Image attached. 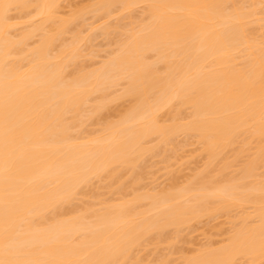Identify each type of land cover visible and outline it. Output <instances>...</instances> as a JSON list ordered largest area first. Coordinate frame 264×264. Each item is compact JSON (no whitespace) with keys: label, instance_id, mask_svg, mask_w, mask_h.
<instances>
[{"label":"bare ground","instance_id":"6f19581e","mask_svg":"<svg viewBox=\"0 0 264 264\" xmlns=\"http://www.w3.org/2000/svg\"><path fill=\"white\" fill-rule=\"evenodd\" d=\"M3 2L12 7L7 20L0 10V264L137 263L136 251L163 244L169 229L166 247L177 252L173 243L203 222L208 241L177 264H261L264 1ZM94 31L116 48L88 69ZM87 122L98 127L86 131ZM168 152L179 167L165 166V184L73 209L94 180L124 188L125 174L144 172L147 156L167 164ZM190 164L198 169L182 174Z\"/></svg>","mask_w":264,"mask_h":264},{"label":"rangeland","instance_id":"374dc122","mask_svg":"<svg viewBox=\"0 0 264 264\" xmlns=\"http://www.w3.org/2000/svg\"><path fill=\"white\" fill-rule=\"evenodd\" d=\"M77 1H80V0H77ZM263 1H264V0H263ZM263 4H264V3H263ZM140 7H141V6L137 7V8L135 9V11H132L130 16H133V18H134V17H135V18H140V17H142V14H143V13L140 14V11L142 10V8H140ZM263 7H264V6H262V9H263ZM139 9H141V10H139ZM66 10H67V9H66ZM66 10H64V11H66ZM136 10H137V11H136ZM134 12H135V13H134ZM141 12H142V11H141ZM263 13H264V11H263ZM138 14H140V15H138ZM263 15H264V14H263ZM263 15H262V16H263ZM116 16H117V15H116ZM139 16H140V17H139ZM87 17H88V16H86V18H87ZM260 17H261V15H260ZM117 18H118V17H117ZM133 18L131 19V21L133 20ZM135 18H134V19H135ZM263 18H264V16H263ZM111 20H112V19H111ZM111 20H110V22H114V20H115V22L117 21L116 18H115L113 21H111ZM90 21H91V19L89 20V18H88L87 23H89ZM124 21H127V22H124ZM124 21L122 22L123 24H124V23L127 24L128 22H130L129 19H126V18H125ZM110 22H109V24H110ZM115 22H114V23H115ZM96 23H97V22H96ZM99 23H100V21H99L97 24H99ZM114 23H113V26L111 25L113 28H114L116 25H120L119 22H118L117 24H115V25H114ZM120 23H121V22H120ZM97 24H96V25H97ZM73 25H74V24H73ZM73 25H71V29H70V31H72V29L74 30L75 27L78 26L77 23H75L76 26H75V25L73 26ZM261 25L263 26L264 24H261ZM72 27H73V28H72ZM78 28L80 29L81 27H78ZM78 28H76V29H78ZM125 28H126V27H125ZM262 28H264V27H262ZM262 28H261V29H262ZM85 29H86V28H85ZM259 29H260V28H259ZM259 29H256V33L259 32ZM261 29H260V30H261ZM81 30L84 31V33L87 32V29H86V31L83 30V28H82ZM97 30H98V29H97ZM263 30H264V29H262L260 32H261V34L264 35V31H263ZM98 31H99V30H98ZM98 31H97V33H96V31H94L96 36H93V37H94L93 39L95 40V42H94V40L92 39V42H91V43H92L93 45H92L90 42H89V43H90V47H89V43H88V45H87V47L90 49V50H87V52H88L89 54H90V51L93 52V54H91V56L93 55V57L90 56V58H89V57H84V58L81 59L82 62H84V63H89V62H90V63H89L90 65H89V64H85L86 66H85L84 63H83V66H85V68H88V69H89V67H90V68L95 67L96 64L100 63L101 60H102L103 58L105 59L106 56H108L113 50H115L114 48H116V47L114 46V45H115V44H114L115 41H112V42H111L112 38L114 39L115 37L109 36V37H110V39H109V37H108V38H107V37L105 38V37L103 36V37H104V38H103V37H102V34H101V36L99 35V34H100V33H99L100 31H99V32H98ZM262 31H263V32H262ZM14 33H15V32H14ZM16 33H17V31H16ZM68 33H69V32H68ZM70 34H71V32H70ZM70 34H69V35L66 34L67 36L65 35V38H66V39H67V38L69 39V38H70ZM97 34H98V35H97ZM115 34H116V33H115ZM115 34H112V35H115ZM257 34H260V33H257ZM257 34H256V35H257ZM261 34H260V35H257V36L262 37ZM116 35H117V34H116ZM97 36H98V37H97ZM99 36L101 37V39H100ZM118 36H119V33H118ZM118 36H117V37H118ZM120 36H121V35H120ZM120 36H119L117 39H119ZM95 37H96V39H95ZM111 37H112V38H111ZM98 38H99L100 40H99ZM97 39H98V40H97ZM108 39H109V40H108ZM104 40H105V41H104ZM107 40H108V41H107ZM116 41H117V40H116ZM93 42H94V43H93ZM96 42H97V43H96ZM102 42H103V43H102ZM30 43H31V42H30ZM95 43H96V44H95ZM104 43H105V44H104ZM111 43H112V44H111ZM108 44H109V45H108ZM111 45L114 46V47L112 48ZM94 46H95V47H94ZM100 47H101V48H100ZM109 47H110V48H109ZM102 48H104V49H102ZM107 49H109V51H108ZM111 49H112V50H111ZM85 51H86V50H85ZM98 51H99V52H98ZM102 51H103V52H102ZM101 52H102V53H101ZM106 52H107V53H106ZM100 53H101V56L98 55V54H100ZM85 54H86V53H85ZM88 56H89V55H88ZM86 61H87V62H86ZM92 64H93V65H92ZM91 66H92V67H91ZM72 71H73L72 67H71V69H67V73H71ZM119 88H120V87H119ZM119 88L116 87L117 90H119ZM116 89H113V90H116ZM113 90H111V91H113ZM111 91H110V92H111ZM114 92H115V91H114ZM112 93H113V92H112ZM94 98H97V97H96V94L94 95ZM85 126H86V125H85ZM87 126H90V127L92 126V127H91V128H90V127H84V129L86 128V129H85L86 131H87V130H89V131H90V130H91V131H92V130H96V127H98V125H97L96 127H94L95 125H92V123H90V122H87ZM93 127H94L95 129H94ZM75 133H76V132H75ZM179 142H181V139L179 140ZM192 147H193V148H192ZM192 147H188L189 149L186 148V149L184 150L183 153L180 151L179 154H180V153H181V154H180V156H178V157L180 158V157H184V156L189 155V152L192 151V150L195 148V146H192ZM190 148H191L192 150H191ZM189 150H190V151H189ZM228 152L232 154V152H230V151H228ZM228 152H227V153H228ZM229 153H228V154H229ZM179 154H178V155H179ZM231 154H230L229 156L227 155L228 159H229V157L231 156ZM232 156H233V155H232ZM232 156H231L230 158H233ZM151 157H152V156H147V157H146V158L150 161L151 164H150L149 162H146L145 164H143V165H144L143 167H145V168H144V172H143V169L141 170L142 172H141V171H138V173H137V171H136V174H137V175H139V173H140V175H139V176H141L140 178H142V175H144V176H143L144 178H142L143 181H142L141 179H139L140 182H139V181L137 182L136 179H138L139 176H137L136 174H134V177L137 176V178H136L135 180H132V179H134V177H133L132 174H131V175L129 174L127 177H126V174H125V176H124V180H125V181H124V180H121V179H123V177L120 179L121 181L119 180L122 184L124 183L123 185H125L124 188H123V186H122L123 190H122V188L118 189V185H117V187H116V184H118V183L115 184V182H112V184H113L114 187H113L112 185H111V186H112L111 189H110V187H109V189L111 190V192H110V190H109V191H108V190H105V189H108V187L106 188V186H107V183H106V182H105V183L102 182V186H103V187H102L101 185H100V186L98 185V184H101V182H99L98 184H95V185H96V186H95V185H94V182L97 183L98 181L94 180V181L92 182V185L89 186V187H92V188H90V189H89V188H86L85 191H84V192H86V193L89 192L88 194H89L90 196H92V197H90L89 195H87V196H89V197L83 195V196H82L83 198H79V197H80V196H79V197L77 198L76 201H78V200L81 201V199H82L83 201H82V202H80V201L75 202V201H74V202H73V206H72L73 209L76 210V211H81V210H83V209H85V208H90L91 205H94V204L96 205V203H98V202L100 201V205H99V206H96V207H95V206H91V207L93 208V210H94V208L97 209V208L101 207V203H102V204H106V203H104L103 201L101 202V200H105V201L107 202V201L110 199V201H111V200H114L113 202H116V201L118 202V201H119L118 199H119V198L121 199V197H122V196L120 197V194H119V193H121L122 195H125V197L127 198V197L129 196V194H131V193H132V194H133V193L136 194V192H137V191H136V190H137L136 188H138V187H139L138 189L141 190V191L138 190V192L141 194V193H143L142 189H144V188H145L144 191H147V190H149L150 187H152V186H153V187H154V186L157 187L159 184L161 185V183H162V185L165 184V183H163V182L166 180V179H165L166 177L164 176L165 173H164V171H163V170L166 168L165 166L168 165L169 163H171V161H172V164H170V165H168V166L173 165V166L170 167V168H172V169L174 170V169H176V168L179 167V165H177V163H179V162H177L178 160H177L176 158L172 157V154H171L170 152H168V153L166 154V158L168 157V158H167L168 160H167V161L165 160L166 162H168L167 164H166L165 162H163V161H164V158L161 159V160H163V161H161V160L159 159L160 156H156V157H154V158H153V157L151 158ZM171 157H172V158H171ZM156 158H157V160H156ZM161 158H162V157H161ZM170 158H171V160H169ZM197 158H199V156H198ZM201 158H202V157H201ZM147 159H145V160L148 161ZM182 160H184V159H182ZM194 160H195V162H196V159H194ZM201 160H203V159H201ZM231 160H232V159H231ZM229 161H230V160H229ZM238 161H239V160H237V161H235V162H238ZM240 161H241V160H240ZM240 161L238 162V165H235V167H237V166H238V168L240 167V166H239L240 163H241ZM160 162H161V163H160ZM174 162H175V163H174ZM176 162H177V163H176ZM195 162H193V163L195 164ZM201 162H203V161H201ZM201 162H200V163H201ZM235 162H234V164H235ZM157 163H159V164L157 165ZM164 163H165V165H163ZM196 163H197V162H196ZM146 164H148V165H146ZM198 164H199V161H198ZM198 164H197V165H198ZM159 165H160V166H159ZM161 165H162V167H161ZM190 165H191V164H190ZM190 165H189V166H190ZM199 165L201 166V164H199ZM199 165H198V166H199ZM189 166H188V165H185V166L183 165V166H182V167H183V170H184L186 167H188V169H186L182 174H184V175L193 174V172H192V166H196V165H193V164H192L191 167H189ZM200 166H199V169H201ZM146 167H148V168L150 167V168L148 169V168H146ZM189 168H190V169H189ZM194 168H195V167H194ZM194 168H193V170H194ZM196 168L198 169L197 166H196ZM232 168H234V165H233ZM238 168H235V169L238 170ZM146 169H148V170H146ZM197 169H195V170L197 171ZM235 169H233V170L235 171L234 173H236V170H235ZM160 170H161V172H160ZM183 170H182V171H183ZM188 170H190V172H189ZM231 170H232V169H231ZM231 170L229 169V172H228V170H227V171H226V174H227V173H229V174H233V170H232V171H231ZM165 171H166V169H165ZM196 171H194V172H196ZM259 171H260V170H259ZM259 171H258V172H259ZM159 172H160V173H159ZM185 172H186V173H185ZM191 172H192V173H191ZM262 172L264 173V168H263V170H262V168H261L260 173L262 174ZM142 173H143V174H142ZM145 173H146V174H145ZM154 173H156V174H154ZM127 174H128V173H127ZM147 174H149V175H147ZM157 175H158V176H157ZM145 176H146V177H145ZM150 176H151V177H150ZM154 177H156V178H154ZM164 177H165V178H164ZM126 178H127V179H126ZM128 178H129V179L131 178V179L129 180ZM150 178H151V179H150ZM153 179H154V180H153ZM155 179H156V180H155ZM158 179H159V180H158ZM150 180H151V182L149 183ZM119 181H118V182H119ZM126 181H127V184H128V185H126V183H125ZM132 181H133V183H134V181H136L138 184L135 186V183H136V182L133 184ZM141 181H142V182H141ZM158 181H159V182H158ZM120 182H119V183H120ZM129 182L132 183V184L130 185ZM152 182H153V183H152ZM155 182H157V184H156ZM165 182H166V181H165ZM105 184H106V185H105ZM109 184H110V183H108V186H110ZM114 184H115V185H114ZM142 184H143V185H142ZM144 184H145V185H144ZM149 184H150V185L153 184V185L150 186ZM104 185H105V186H104ZM140 185H142V186H140ZM160 185H159V186H160ZM131 186H132V187H131ZM149 186H150V187H149ZM93 187H94V188H93ZM98 187H99V189H98ZM100 187H101L102 189H100ZM126 187H127V188H126ZM129 187L131 188V190H132V188L134 187V188H135V190H133L134 192L131 191ZM142 187H143V188H142ZM148 187H149V188H148ZM153 187H152V188H153ZM96 188H97V189H96ZM104 188H105V189H104ZM112 188H114V190H113ZM116 188H117V189H116ZM134 188H133V189H134ZM147 188H148V189H147ZM115 189H116V191H118L117 193L115 192ZM127 189H128V190H127ZM146 189H147V190H146ZM89 190H90L92 193H91ZM120 190H122L123 193H122ZM124 190H125V191H124ZM95 191H96V192H95ZM113 191H114L116 194H119V195L113 194V193H114ZM119 191H120V192H119ZM128 191H129V192H128ZM100 192H101V193H100ZM103 192H106V193L104 194ZM124 192H127L126 194H127L128 196H126V194H124ZM97 193H98V195H97ZM128 193H129V194H128ZM93 194H94V195H93ZM102 194H104V195H102ZM93 196H94V197H93ZM96 196H98V197L101 196V197H99V199H98V197L96 198ZM110 196H111V197H110ZM84 197H85V199H84ZM125 197H124V198L122 197L121 200L126 199ZM130 197H132V195H131ZM130 197H128V199H129ZM88 198H89V199H88ZM95 198L98 199V201H97ZM100 198H101V199H100ZM106 198H107L108 200H107ZM111 198H112V199H111ZM113 198H114V199H113ZM91 199H92V201H91ZM95 200H96V202H95ZM121 200H120V201H121ZM84 201H85V202H84ZM110 201H108L109 203H108V202H107V203L110 204ZM89 202H90L91 204H88ZM93 202H94V203H93ZM113 202H112V203H113ZM75 203H77V204H75ZM82 203H83V204H82ZM92 203H93V204H92ZM86 204H88V205H86ZM98 204H99V203H98ZM113 204H115V203H113ZM143 204H145V203H142L141 205H143ZM80 205H82V207H81ZM83 205H84V206H83ZM85 205H86V206H85ZM92 208H91V209H92ZM220 221H221V222H222V221L224 222V219H221V218H220V219L217 220V222H220ZM203 223H204V222H203ZM203 223H200V224H199L200 226H197V228L195 227V226L197 225V224H196V225L194 226V228H196V229L201 228V230L199 229V231L205 233L206 231H203V230H205V229L202 227V225H203V226H204V225L207 226V225H206V222H205V224H203ZM224 225L226 226V227L224 226V228H225L226 230H228V229H229V228H228L229 226L226 225V224H224ZM205 226H204V227H205ZM207 227H208V226H207ZM202 228H203V229H202ZM206 229H207V228H206ZM169 230H170V231H169ZM169 230H167V231H169V232H166V233H168V234L171 235V236H172V233H173V235H174V232H172V229H169ZM193 230L196 231L195 229H191V230H190L191 232L188 231V232L190 233V234H189L190 237L187 235V234H188V233H187V230L185 231L187 234H185L184 231L182 232V233H184V234L186 235V238H187V239H188V237H189V239L192 240L191 242H190L189 239H188V240L185 239V235L183 234L182 236H184V238H183L182 236H180L179 240H177V241H179V243H176V242L173 243V245H175V244L177 245V246L175 245L177 248L174 247V246H173V248H174V250H175V248H176V250H179V251H177V252H179L178 254H177V252H175V251H172V250L170 251V248H167V247H170V246H168V245L170 244L169 242H170V241L173 242V239H172V238L174 237V236H172V237H171V240H170L169 235H167V236H168V239H166L165 241L168 242V240H169V242H168L169 244H167L165 241L163 242V244L160 243L159 245H158V244H157V245H155V244L152 245V244L149 243L153 248H151V246L147 245L145 248H142L141 251H139L140 253H138V250H137L136 253L140 256V257H138V259L141 258V260H140V261H137V263L140 262V264H144V263H145V264H152V263H153V264H156L157 259L160 258V259H159V261H160V260H163L164 258L167 259V258L170 257L169 259H167L168 264H172V263L177 264L176 262H178L177 260L179 259V257H181L180 255H183V256H184V253L187 254V252H186L187 249H188V252L190 251V249H189V248H191L190 246H192V248H191L192 250H195V248L197 247V246H195V244H197L198 247H199V244H200V246H201V243H202V245H205L206 243L203 244V242H204V241H205V242L208 241V240H206L207 237L204 238V237L202 236L203 234L199 233V231L192 232ZM207 232H208V231H207ZM182 233H181V234H182ZM191 233H192V234H191ZM212 233H213V232H212ZM197 234H198V235H197ZM195 236H196V237H195ZM199 236H200V237H199ZM204 236H206V233H205ZM181 237L183 238V241H184L183 244H182L183 241L180 242L181 239H182ZM191 238H192V239H191ZM215 238H216V239H215ZM220 239H221L220 236L212 238V240H215V241H216V240L218 241V240H220ZM186 240H187V242L189 241L190 243H192V245L189 244V247H188V244H186V246H185V242H186ZM193 240H195V241H193ZM174 241H176V240L174 239ZM197 241H199V243H197ZM165 243H166V244H165ZM193 243H195V244H193ZM171 244H172V243H171ZM161 245H163V247H162ZM166 245H167V247H166ZM181 246H182L183 248H182ZM184 246H185L186 248H185ZM193 246H194V247H193ZM147 247H148V248H147ZM155 247H158V248H155ZM165 248H166V250H165ZM173 248H172V249H173ZM193 248H194V249H193ZM149 249H150V250H149ZM155 249H156V250H155ZM161 249H163L165 253H164L163 250H161ZM196 249H197V248H196ZM139 250H140V249H139ZM143 250H144V251H143ZM157 250H158V251H157ZM181 250H182V251H181ZM145 251H146V252H145ZM150 251H151V252H150ZM141 252H142V253H141ZM171 252H172V253L175 252L178 256L175 255V254L172 255ZM136 253H135V255L138 256ZM148 253H149L150 255H148ZM157 253H158L159 255H158ZM162 253H163V254H162ZM180 253H181V254H180ZM182 253H183V254H182ZM142 254L144 255V257H142V256H143ZM168 254H169V255H168ZM170 254H171V255H170ZM189 254H190V253H189ZM147 255H148V256H147ZM164 255H165V256H164ZM187 255H188V254H187ZM156 256H157V258H156ZM160 256H161V257H160ZM167 256H168V257H167ZM171 256H172V258H171ZM173 256H174V257L176 256V257L174 258ZM145 257H146V258H145ZM152 257H154L155 259L152 258ZM142 258H143V259H142ZM144 259H145V261H144ZM154 260H155V261H154ZM169 260H170V261H169ZM173 260H174V261H173ZM142 261H144V262L142 263ZM171 261H172V263H170ZM128 262H130L129 264H137V263H133L134 261H130V260H129ZM146 262H147V263H146ZM138 264H139V263H138ZM157 264H158V263H157ZM261 264H264V261H263Z\"/></svg>","mask_w":264,"mask_h":264},{"label":"snow or ice","instance_id":"6c2138e0","mask_svg":"<svg viewBox=\"0 0 264 264\" xmlns=\"http://www.w3.org/2000/svg\"><path fill=\"white\" fill-rule=\"evenodd\" d=\"M12 7V5L8 4V3H5L3 2V0H0V10H2L3 12V19L4 20H7V13H8V10ZM140 107L141 106H136L133 108L132 110V114H135L137 111L140 110ZM153 111H155V106H153ZM262 229H264V223H262ZM191 264H198L197 261H192Z\"/></svg>","mask_w":264,"mask_h":264}]
</instances>
